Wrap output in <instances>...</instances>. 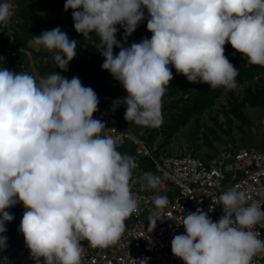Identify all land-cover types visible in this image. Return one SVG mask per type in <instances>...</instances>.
<instances>
[{
    "label": "clouds",
    "instance_id": "clouds-1",
    "mask_svg": "<svg viewBox=\"0 0 264 264\" xmlns=\"http://www.w3.org/2000/svg\"><path fill=\"white\" fill-rule=\"evenodd\" d=\"M63 7L74 10L77 33L99 37L101 68L127 93L112 107L125 105L124 119L138 125L161 123L169 65L190 82L234 89L238 71L224 55L228 42L249 63L264 66V0H65ZM145 8L151 37L124 46L116 25L126 38L145 18ZM11 15V5L0 0V24ZM34 43L52 52L63 71L77 54V41L60 27L42 31ZM98 102L96 92L76 76L56 71L37 80L0 67V233L14 218L6 209L22 202L26 211L19 231L35 264L41 257L43 264H82L80 241L108 247L137 210L130 188L135 161L117 150L111 136L101 135L105 124L93 118ZM143 179L152 189L160 184L151 172ZM218 198L224 215L217 221L201 207L182 217L184 233L170 244L184 264H251L264 252V240L253 231L264 222L261 205L248 204L247 193L235 187ZM153 202L163 209L168 198L156 195ZM160 217L159 211L149 217L151 230ZM6 242L0 235V249Z\"/></svg>",
    "mask_w": 264,
    "mask_h": 264
},
{
    "label": "built area",
    "instance_id": "built-area-1",
    "mask_svg": "<svg viewBox=\"0 0 264 264\" xmlns=\"http://www.w3.org/2000/svg\"><path fill=\"white\" fill-rule=\"evenodd\" d=\"M10 56H16V52ZM124 111L122 106L101 108L93 113V118L105 124L101 135L111 136L117 150L135 161L130 188L138 207L125 219V230L115 243L93 248L87 240L80 241L82 264H136L134 259L139 261L144 257L149 258L147 264H184L172 254L170 244L174 235L184 233L183 225L179 224L182 217L201 207L217 221L224 215L218 197L232 187L244 190L247 203L256 202L264 210V148L228 146L208 158L191 153L167 154L152 148L147 140L126 127ZM260 125L264 131V117ZM145 172L160 177L157 188L147 187L143 179ZM156 195L168 198L163 209H156L153 202ZM157 211L161 217L151 230L148 219ZM20 222L2 234L7 237V247L0 249L3 264H35L19 231ZM253 231L264 240V222L256 224ZM40 260L43 264V257ZM251 264H264V252L257 253Z\"/></svg>",
    "mask_w": 264,
    "mask_h": 264
},
{
    "label": "rangeland",
    "instance_id": "rangeland-1",
    "mask_svg": "<svg viewBox=\"0 0 264 264\" xmlns=\"http://www.w3.org/2000/svg\"><path fill=\"white\" fill-rule=\"evenodd\" d=\"M7 2L11 5L12 15L6 24H0V39L3 41L0 44L2 57L0 67L9 62L10 71L26 72L34 75L37 80L56 71L68 79L76 76L82 85L91 87L96 92L99 101L97 111L111 107L115 99L127 95L122 85L107 70L101 68L104 58L95 46L99 40L87 37L77 40V54L69 62L67 71L56 66L52 52L34 43V36L55 27H60L66 32L70 40L77 39L60 0H7ZM143 11L145 18L129 36L124 37L123 28L120 31L121 39H117L124 46L151 37L152 33L146 27L149 18L145 13L147 9ZM11 52H16V56H10ZM113 52L117 54L119 48L114 46ZM248 85L253 90L264 91V69L256 71L254 76L234 89L221 88L208 107L192 114L186 122L179 123L174 120L176 118L179 120L184 114L180 108L183 103H179L177 107H170V100H164L163 97L162 119L159 125H138L125 119L124 122L135 135L145 140L153 133L154 138L147 142L152 148L160 149L167 154L191 153L208 158L228 146L255 150L264 148V131L260 125L264 117V107L245 105L238 111L239 115L235 114L234 104L243 98ZM120 106L125 110V105ZM6 211L13 215L14 218L10 221L12 223L19 220L20 214L24 213L26 208L18 201ZM11 223L5 222L6 232ZM2 234L4 233H0Z\"/></svg>",
    "mask_w": 264,
    "mask_h": 264
},
{
    "label": "trees",
    "instance_id": "trees-1",
    "mask_svg": "<svg viewBox=\"0 0 264 264\" xmlns=\"http://www.w3.org/2000/svg\"><path fill=\"white\" fill-rule=\"evenodd\" d=\"M62 9L65 14L69 18V24L72 27L73 32L77 35V40L84 39L82 34L77 33L73 27V19H72V12L73 9L69 8L67 11L64 10V3L65 0H60ZM148 14L147 12H145ZM117 38H120V31L122 30L121 27L117 28ZM87 38H91L92 40L98 41L99 37L95 34H91ZM3 41L0 39V44ZM224 55L228 58L230 63L237 68L238 75L235 77L237 86L243 83L245 80L250 79L252 76L255 75L256 71L263 70L264 66L251 64L248 61V58L244 56L239 51L232 48L231 44L226 42L224 45ZM170 70L172 72V79L169 81V84L165 86L166 90L163 94L164 100H170L169 105L170 107H177L179 103H183L180 108L184 111V114L180 117L177 122H186L189 117L194 113L201 112L204 108L208 107L212 102L213 99L217 96L220 92L221 88L216 87L212 88L207 83L203 82H190L186 79L185 75L178 73L174 67L169 65ZM245 93L243 98L234 104L235 114L239 115V110L241 107L248 105L250 107H264V91L263 90H253L249 85L245 88ZM162 98V99H163ZM154 138V134L150 133V136L147 137V140L150 142ZM21 217L18 222L21 221L23 213L20 214ZM17 221H13L9 227V230L12 229L13 225L17 223Z\"/></svg>",
    "mask_w": 264,
    "mask_h": 264
},
{
    "label": "crops",
    "instance_id": "crops-1",
    "mask_svg": "<svg viewBox=\"0 0 264 264\" xmlns=\"http://www.w3.org/2000/svg\"><path fill=\"white\" fill-rule=\"evenodd\" d=\"M7 63H8V65H7ZM4 65H5L4 68H6V69H8V70L11 69V68H10V64H9V62H5Z\"/></svg>",
    "mask_w": 264,
    "mask_h": 264
}]
</instances>
